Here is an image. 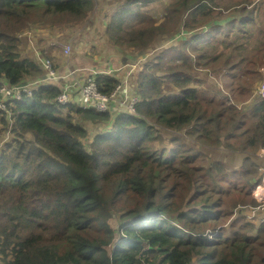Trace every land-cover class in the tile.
Instances as JSON below:
<instances>
[{"label":"trees","instance_id":"obj_1","mask_svg":"<svg viewBox=\"0 0 264 264\" xmlns=\"http://www.w3.org/2000/svg\"><path fill=\"white\" fill-rule=\"evenodd\" d=\"M156 1L125 0L105 28L109 43L142 54L185 33L134 75L133 112L61 105L47 84L0 113L10 135L0 147L3 264H264V221L234 210L257 204L251 188L264 174V98L251 90L264 79V1L176 0L161 21L144 8ZM93 7L0 0V78L43 74L20 54V32L79 23ZM94 78L103 94L120 84L114 72ZM217 148L241 153L240 167L214 158Z\"/></svg>","mask_w":264,"mask_h":264},{"label":"rangeland","instance_id":"obj_2","mask_svg":"<svg viewBox=\"0 0 264 264\" xmlns=\"http://www.w3.org/2000/svg\"><path fill=\"white\" fill-rule=\"evenodd\" d=\"M258 1H262V0H258ZM175 2L176 0H159L148 4L144 8L147 11H149L155 18H158L157 19L158 21H161L163 18L161 16L162 14L161 10L164 9V7L166 6L174 4ZM232 2L233 0H216V3L220 7H226L230 5ZM124 3L125 0H94L93 9L87 13L85 18L81 22L69 23L68 25L55 24L48 26L51 27L50 30L53 34H54V30L56 29V30H62L64 32V36L69 35L71 37L70 44L72 46V53L71 55H67V56H64L63 53H61L58 48H55L54 51L57 52V55L60 56L52 57L46 38H42L41 43L39 44V46L42 47L43 55L49 57L52 61L51 63L54 64L52 65L57 75L60 74L59 76H61L62 74H64V69H66L67 65H70L72 68H82L83 64H85L86 66H89L91 70L102 71L104 66H107L110 63L115 68V70L120 69L116 73L120 79V83L121 81L126 80L128 87H135L134 75L143 69L145 65L144 63L147 62V60L151 59L153 56H155L164 47L177 43L178 40L185 34L183 32V29L180 28L176 30V33L174 34H169L166 37L157 38L154 41L150 52L147 54H142L141 52H138L137 50H134L132 48L125 49L123 47L112 45L107 41V38L105 36L106 24L109 17L115 11L120 9L124 5ZM184 17L185 15L183 16V18ZM197 20H199V18ZM196 26L198 27L196 31H201L203 30L204 27H206V25L201 26L197 24ZM175 27H179V24L178 25L176 24ZM76 29H79L80 32H77ZM27 31L31 32L33 30L30 28ZM58 33L59 32H57V34ZM57 34H54L52 38L56 39ZM60 42L64 43L67 41L62 40ZM24 43H26V41L20 40L19 47ZM34 54L37 57V53L34 52ZM21 55L22 57H29L28 53L23 54L21 52ZM54 62L58 63L57 66L60 67L62 71L61 69L60 71L56 70V64ZM88 73L89 72H84L83 74L86 75ZM209 73L213 74L212 72ZM208 79L210 80V82L218 80V78L213 76L209 77ZM210 82L204 81L203 85L205 87L210 88L213 86V84ZM104 124L105 127H108L111 124V121ZM88 127L89 130L92 131V134L95 133V129L103 128L102 123L88 125ZM0 129H1V125H0ZM168 133L170 134V132ZM175 133L181 134V132H175ZM9 137L10 135L8 132H1L0 130V147L3 143H5L10 139ZM169 137L170 136L167 135L166 139H169ZM170 146H171L170 144H167L168 148H170ZM193 147L197 148L198 145L194 143ZM215 153H212V156H214V158L216 159L221 158L228 165V167H240L239 165L241 164V159L243 158V155H241V153L233 152L230 150L227 151V149L225 148H217ZM116 217H112L109 220L110 225L113 228H116L119 223L117 222ZM117 239L118 238H116L115 240ZM0 264H3L1 260H0Z\"/></svg>","mask_w":264,"mask_h":264},{"label":"built area","instance_id":"obj_3","mask_svg":"<svg viewBox=\"0 0 264 264\" xmlns=\"http://www.w3.org/2000/svg\"><path fill=\"white\" fill-rule=\"evenodd\" d=\"M19 39L25 41V38H29L30 31H24L18 34ZM49 46L51 47H59L60 52L63 53L64 56L71 55L72 46L69 42L61 43L55 38L50 39ZM38 59L39 65L45 71L44 77H38L31 79L25 82H20L17 84H12L8 80H4L0 78V113H5L7 117L11 115V112L8 108V104L14 100L21 99L24 95H32L33 89L38 88L40 85L52 84L55 86H59L55 82L52 81L54 77H56V71L53 67V63L49 58H45L43 53L37 52V57L32 58ZM53 64V65H52ZM67 70H79L78 68ZM65 70L64 72H66ZM120 69L117 70H108L107 73L114 72V76L118 79V75L116 74ZM72 73V71H69ZM96 72H93L92 75H85L80 78V75L77 76L72 82L68 85L59 86L60 91L58 95L55 97V101L61 105L75 102L81 108H93L96 111L104 112L110 110L112 104L116 103L119 108H123V110H127L129 112L134 111V104L137 100V96L132 92H129L125 95L127 89H129L127 85V81L123 80L120 84H118L115 89L110 94H103L98 90L96 85V81L94 80V75ZM120 80V79H119ZM130 90V89H129ZM251 90L256 98H264V80L260 81L257 85L251 87ZM79 96H78V93ZM78 96L74 101V98ZM260 157L264 156V149L261 150L259 154ZM251 193L255 200L257 201L256 205L242 206L237 205L234 209L235 212L237 210L243 209L245 210V217L248 220L257 219L260 222L264 221V175H262V179L260 183L253 185L251 188ZM262 212V214H258ZM211 237L212 234H209Z\"/></svg>","mask_w":264,"mask_h":264},{"label":"crops","instance_id":"obj_4","mask_svg":"<svg viewBox=\"0 0 264 264\" xmlns=\"http://www.w3.org/2000/svg\"><path fill=\"white\" fill-rule=\"evenodd\" d=\"M48 26L49 25H47V24H41V25L33 26L31 28L33 31L30 32L29 38H25L26 43L22 44L19 47L20 54H21V52L23 54H27L28 53L29 57L36 58L34 52L42 53V51H43L42 47L39 46V44L41 43L42 38H46L47 44L49 46V42H51L50 39L54 36V34H57V32H59V33L56 35V40H58V41L64 40V41H67V42L70 43L71 37L69 35L68 36H64V32L62 30H56V29L54 30V34H53L51 32V30H50L51 27H48ZM76 30H77V32H80L79 29H76ZM55 48H58L59 51H60L59 47H51V46H49L50 53H51L52 57H55V56L59 57L60 55H57V52L54 51ZM37 60L38 59H34V61L38 63ZM54 63L56 64V70L60 71L61 68L57 66L58 63L57 62H54ZM67 68L75 69V68H72L70 65H67L66 69H64V71L67 70ZM78 69L79 70H77V71L67 70L61 76H59L60 74L57 75V73H56V77H54V79H52V81L55 82L56 84H58L59 86L68 85L70 82H72L74 79H76L78 75H80V78L85 76L83 74L84 72H89L86 75H91L93 72H96L95 70H91L89 68V66H86L85 64H83L82 68H78ZM85 70H87V71H85ZM108 70H112L113 71V70H115V68L109 63L107 66H104L102 71H108ZM61 71H62V69H61ZM69 71H72V73H70ZM102 71H97V72H102ZM44 72L45 71L43 70L42 73H44ZM263 76H264V74H263ZM42 77H44V74H42ZM34 78H37V77H34ZM34 78H30V79L24 80L22 82L27 83V81H29L31 79H34ZM129 92H131V91L129 89H127L126 92H125V95H127ZM78 96H79V93H78ZM78 96H76L74 98V101H76L77 99L79 100ZM115 108L116 109L112 113H115L117 111L123 110V108H119L118 105H116ZM262 158H264V157H262ZM258 214H262V212H259Z\"/></svg>","mask_w":264,"mask_h":264},{"label":"clouds","instance_id":"obj_5","mask_svg":"<svg viewBox=\"0 0 264 264\" xmlns=\"http://www.w3.org/2000/svg\"><path fill=\"white\" fill-rule=\"evenodd\" d=\"M22 32H24V31H22ZM21 33V32H20ZM42 53H43V51H42ZM45 58H49V57H47V56H44ZM50 59V58H49ZM51 60V59H50ZM96 73H97V71H96ZM91 75H93V74H91ZM52 85V84H51Z\"/></svg>","mask_w":264,"mask_h":264}]
</instances>
